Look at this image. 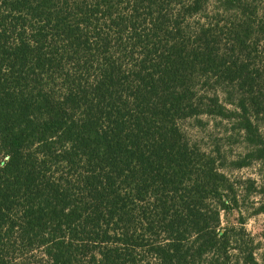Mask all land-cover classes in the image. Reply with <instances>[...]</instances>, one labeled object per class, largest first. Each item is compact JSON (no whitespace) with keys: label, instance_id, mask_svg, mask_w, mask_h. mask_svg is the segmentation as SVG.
Returning a JSON list of instances; mask_svg holds the SVG:
<instances>
[{"label":"trees","instance_id":"trees-1","mask_svg":"<svg viewBox=\"0 0 264 264\" xmlns=\"http://www.w3.org/2000/svg\"><path fill=\"white\" fill-rule=\"evenodd\" d=\"M0 155V264H261L221 214L264 161V0H0Z\"/></svg>","mask_w":264,"mask_h":264},{"label":"rangeland","instance_id":"rangeland-1","mask_svg":"<svg viewBox=\"0 0 264 264\" xmlns=\"http://www.w3.org/2000/svg\"><path fill=\"white\" fill-rule=\"evenodd\" d=\"M183 126L189 137L203 150L214 152L219 148L227 161L245 151L241 134L229 120L203 115L201 121L188 119ZM227 173L240 185V208L223 211L222 226L242 224L253 240L255 256L259 263L264 264V211L260 210L264 205V161L255 160L242 168L231 167Z\"/></svg>","mask_w":264,"mask_h":264}]
</instances>
